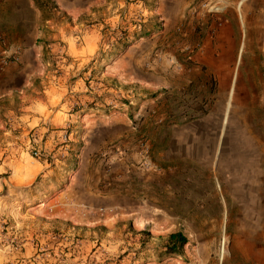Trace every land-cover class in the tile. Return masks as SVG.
<instances>
[{
    "label": "rangeland",
    "instance_id": "374dc122",
    "mask_svg": "<svg viewBox=\"0 0 264 264\" xmlns=\"http://www.w3.org/2000/svg\"><path fill=\"white\" fill-rule=\"evenodd\" d=\"M28 1L37 42H0V264H264V0H101L76 18ZM160 1L177 7L170 26ZM110 3L121 23L92 42ZM73 23L90 42L52 37ZM162 57L183 80L144 90L138 75ZM51 86L65 87L70 111L122 126L65 125L43 147L15 110ZM21 152L17 164L39 174L14 187ZM175 232L186 243L167 255Z\"/></svg>",
    "mask_w": 264,
    "mask_h": 264
},
{
    "label": "crops",
    "instance_id": "0c3cea01",
    "mask_svg": "<svg viewBox=\"0 0 264 264\" xmlns=\"http://www.w3.org/2000/svg\"><path fill=\"white\" fill-rule=\"evenodd\" d=\"M58 3L59 9L62 13L69 15L70 18H76L80 15L90 14L91 10L100 5L101 0H53ZM177 9V7H175ZM168 10L165 8V4L160 1L156 7V14L158 17L163 19L160 21V25L163 24L170 26L171 22L177 17L178 12ZM117 7L110 3L106 6L105 12L102 18H95L92 23V42H100L104 36L101 34V27H105L106 31L114 29L117 24L121 23L119 18L123 10L119 11L117 14ZM34 9L32 3L28 0H0V42H37V33L39 31L38 27L33 22ZM102 22V23H100ZM229 29V24L227 21L222 24V30ZM60 33L52 34V37L58 39L59 42H77V39H81V42L91 41V29L86 30L84 25L75 24L65 25L59 30ZM166 31H164L165 33ZM82 33V34H81ZM163 33V35H164ZM103 37V38H102ZM162 35L154 36L148 40H141L140 42H157L158 39L162 38ZM107 40V39H106ZM69 48V46H66ZM138 54V52H136ZM136 53L134 57L136 56ZM165 56V55H164ZM125 57V56H124ZM121 58L120 62L114 65V68L120 66L118 65L124 60ZM137 61H140L139 57ZM166 62L164 57L160 60L161 69L156 70V67L152 72L138 75L137 81L143 85V89L149 92H154L161 88H173L178 86L183 78L180 75H172L166 72L165 68ZM2 91H0V96ZM65 87L63 86H51L48 90L44 92L43 95L37 97L36 99L30 100L25 103L19 109L15 110V118L20 121L23 130H33V134L36 135L35 140L44 139L42 142L43 147L46 148L48 145L47 139L52 137L53 134H60L61 131H57V128H62L63 126H71L84 129V131L91 130L94 126L100 129L107 130L114 127L122 126L118 122H122V118L111 117L109 119H102V114L95 115L92 111L88 112H78L70 111L67 105V95ZM11 113V110H9ZM105 118V116H103ZM53 128L56 131H50ZM48 131V133H47ZM46 133V134H45ZM32 134V135H33ZM134 135L132 132H128L127 136ZM21 154L18 153L10 164L11 168L9 175L7 177L9 183L14 187H24L28 185L35 175L39 174L38 170H33L34 168H29L22 166V164H17V160H20ZM87 153L84 152L81 156V162L78 164V177L77 183L81 184L82 179L87 175V168L89 163L86 161ZM133 155V154H131ZM134 156H132L133 158ZM134 159V158H133ZM38 166L43 169L42 162L36 161ZM92 169V167H90ZM93 173V172H92ZM83 191L90 192V187H86Z\"/></svg>",
    "mask_w": 264,
    "mask_h": 264
},
{
    "label": "trees",
    "instance_id": "16d2710c",
    "mask_svg": "<svg viewBox=\"0 0 264 264\" xmlns=\"http://www.w3.org/2000/svg\"><path fill=\"white\" fill-rule=\"evenodd\" d=\"M38 1L39 0L36 1L37 6L39 8H42L43 5L41 3L38 4L39 3ZM42 1L45 2V0ZM185 243H186V239L181 233L179 232L171 233L167 236L165 240V244L163 245L164 253L167 255H177L179 254L180 250L182 249Z\"/></svg>",
    "mask_w": 264,
    "mask_h": 264
},
{
    "label": "built area",
    "instance_id": "2783aa9c",
    "mask_svg": "<svg viewBox=\"0 0 264 264\" xmlns=\"http://www.w3.org/2000/svg\"><path fill=\"white\" fill-rule=\"evenodd\" d=\"M32 156H33L34 158H38V157L41 156V154H40L39 152H37V151H34V152L32 153Z\"/></svg>",
    "mask_w": 264,
    "mask_h": 264
}]
</instances>
